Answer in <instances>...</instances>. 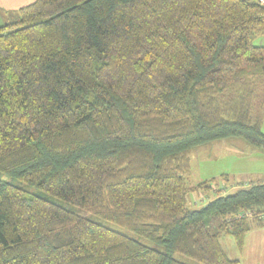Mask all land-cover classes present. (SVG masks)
Segmentation results:
<instances>
[{"label":"trees","instance_id":"16d2710c","mask_svg":"<svg viewBox=\"0 0 264 264\" xmlns=\"http://www.w3.org/2000/svg\"><path fill=\"white\" fill-rule=\"evenodd\" d=\"M11 13L0 173L27 189L0 178V264H240L218 233L241 250L264 225V182L189 208L216 181L190 186V157L228 138L264 154V5L34 0Z\"/></svg>","mask_w":264,"mask_h":264},{"label":"rangeland","instance_id":"374dc122","mask_svg":"<svg viewBox=\"0 0 264 264\" xmlns=\"http://www.w3.org/2000/svg\"><path fill=\"white\" fill-rule=\"evenodd\" d=\"M254 44L264 47V36L256 38ZM255 114L260 120L261 130L264 133V108L256 109ZM190 158L191 174L188 179L190 186H195L201 179L204 180L208 177L214 178L216 181L210 184L209 193L203 191L190 193L187 197L189 208L205 206L214 197L231 193L237 187H248L264 182V154L239 138L215 140L197 147L192 150ZM223 177H226L227 181ZM0 178L22 186L5 174L0 173ZM256 178L260 181H255ZM22 187L27 189L25 186ZM202 199L203 201H201ZM81 215L87 217L85 214ZM237 216L242 217V214ZM205 221L209 225L210 231L217 233V220L206 218ZM141 241L155 249L162 250V247L157 244L143 239ZM218 241L228 258L237 259L240 264H264V225L251 228L244 238L241 250L236 247L234 239L230 235L218 233ZM171 255L186 264H198L177 253L173 252Z\"/></svg>","mask_w":264,"mask_h":264},{"label":"crops","instance_id":"0c3cea01","mask_svg":"<svg viewBox=\"0 0 264 264\" xmlns=\"http://www.w3.org/2000/svg\"><path fill=\"white\" fill-rule=\"evenodd\" d=\"M33 1L34 0H0V26L3 24L5 18L8 15H11L12 14L11 12L15 11L14 9L19 8L21 6H24V5H27ZM209 179H211V177H208L204 180L201 179L200 182L205 181V180H209ZM255 181H260V179L256 178ZM225 187H226V185H225Z\"/></svg>","mask_w":264,"mask_h":264},{"label":"built area","instance_id":"2783aa9c","mask_svg":"<svg viewBox=\"0 0 264 264\" xmlns=\"http://www.w3.org/2000/svg\"><path fill=\"white\" fill-rule=\"evenodd\" d=\"M260 4L264 5V0H258ZM203 201V199L201 200Z\"/></svg>","mask_w":264,"mask_h":264}]
</instances>
